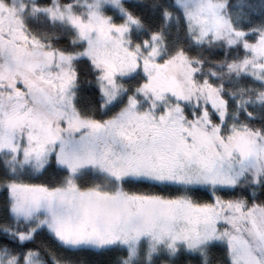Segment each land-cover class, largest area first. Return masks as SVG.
<instances>
[{
	"label": "snow or ice",
	"instance_id": "6c2138e0",
	"mask_svg": "<svg viewBox=\"0 0 264 264\" xmlns=\"http://www.w3.org/2000/svg\"><path fill=\"white\" fill-rule=\"evenodd\" d=\"M0 264H264V0H0Z\"/></svg>",
	"mask_w": 264,
	"mask_h": 264
}]
</instances>
